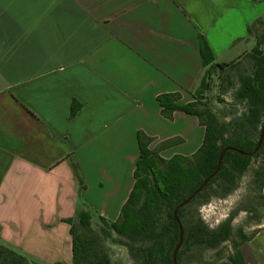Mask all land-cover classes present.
Returning a JSON list of instances; mask_svg holds the SVG:
<instances>
[{
	"label": "crops",
	"instance_id": "obj_1",
	"mask_svg": "<svg viewBox=\"0 0 264 264\" xmlns=\"http://www.w3.org/2000/svg\"><path fill=\"white\" fill-rule=\"evenodd\" d=\"M262 16L264 0H0V247L71 264L65 220L81 209L118 220L139 133L150 150L182 140L160 151L166 160L203 144L196 116L168 120L158 102H195L201 41L229 64L253 48L248 26ZM241 253L264 264V226Z\"/></svg>",
	"mask_w": 264,
	"mask_h": 264
},
{
	"label": "trees",
	"instance_id": "obj_2",
	"mask_svg": "<svg viewBox=\"0 0 264 264\" xmlns=\"http://www.w3.org/2000/svg\"><path fill=\"white\" fill-rule=\"evenodd\" d=\"M248 40L253 48L229 64H215L209 47L201 41V58L204 73L193 93L194 103L180 105L179 94L158 97L162 115L172 120L177 111L196 116L205 127L203 144L190 157L174 156L166 160L161 150L177 145L180 139L149 149L152 139L139 133L140 155L134 172L135 184L129 199L115 222L98 217L100 234L93 229V214L81 209L70 225L73 264H112L101 245V236L120 237L114 241L125 247L134 264H173V254L180 238L179 224L174 216L176 208L191 197L217 169L219 157L226 148L234 150L224 154L222 165L207 186L181 208L178 218L183 227V243L177 254V264H193L194 259L206 251L214 252V259L204 264H216L227 259L231 264H246L241 247L251 236L242 229L235 230L234 214L215 229L202 219L200 209L213 198L224 199L233 194L254 161L263 162L254 173L261 199L264 186V140L258 152L249 157L258 145L264 124V16L248 26ZM220 79L223 94L231 93L233 108L242 107L227 115L212 106L209 94ZM79 106H73L74 116ZM231 114V115H230ZM227 118H230L227 121ZM75 178L83 180L77 165L73 164ZM263 205L241 209L258 212ZM229 245L227 248L226 246ZM227 251V252H226ZM0 264H37L7 247H0Z\"/></svg>",
	"mask_w": 264,
	"mask_h": 264
},
{
	"label": "rangeland",
	"instance_id": "obj_3",
	"mask_svg": "<svg viewBox=\"0 0 264 264\" xmlns=\"http://www.w3.org/2000/svg\"><path fill=\"white\" fill-rule=\"evenodd\" d=\"M220 83L221 80L217 79L215 88L209 94L212 106L223 115L234 113L235 110L242 112V107H238L236 109L233 108L231 93L223 94L221 92V88H219ZM229 119L230 118H227V121ZM262 162L263 160L260 159L259 161H254L252 163L249 170L242 177L237 190L233 194L224 199L213 198L207 205L201 207L200 215L211 229L218 227L233 214L234 220L232 225L234 229H242L243 233L248 236L255 234L261 229V227L264 226L263 208H259L258 212H250L247 210L241 211V209H251V206H255L257 204H264L258 190V185L254 181V173ZM203 207H205V210L202 209ZM216 221H218V225L216 224ZM93 229L99 232V224L93 223ZM121 240L123 239L115 234H111L110 239H106L101 236V245L110 256L112 264H134L127 252V249L114 242ZM226 247L228 248L229 245ZM228 250H230V247ZM213 259L214 252L206 251L199 254L198 257L194 259L193 264H204L212 261ZM71 261L73 263V258H71Z\"/></svg>",
	"mask_w": 264,
	"mask_h": 264
},
{
	"label": "water",
	"instance_id": "obj_4",
	"mask_svg": "<svg viewBox=\"0 0 264 264\" xmlns=\"http://www.w3.org/2000/svg\"><path fill=\"white\" fill-rule=\"evenodd\" d=\"M264 140V124L261 128V135H260V138H259V141H258V145L256 147V149L254 150L253 153H250V154H247V153H241L243 155H248L249 157H252L254 156L258 150L260 149L261 145H262V142ZM234 149L232 148H226L222 151L220 157H219V161H218V166H217V169L216 171L206 180L204 181V183L199 187V189H197V191H195V193L189 197L186 201H184L183 203H181L175 210L174 212V216L179 224V229H180V238H179V242H178V245L176 246L175 250H174V254H173V264H177V254L182 246V243H183V227H182V224L178 218V212L181 208L185 207L186 205H188L195 196H197L206 186L207 184L216 176V174L219 172L220 168H221V165H222V160H223V157H224V154L228 151H232Z\"/></svg>",
	"mask_w": 264,
	"mask_h": 264
},
{
	"label": "built area",
	"instance_id": "obj_5",
	"mask_svg": "<svg viewBox=\"0 0 264 264\" xmlns=\"http://www.w3.org/2000/svg\"><path fill=\"white\" fill-rule=\"evenodd\" d=\"M202 209L205 210V207H203ZM203 210H202V211H203ZM216 224H217V225L219 224L218 221H216Z\"/></svg>",
	"mask_w": 264,
	"mask_h": 264
}]
</instances>
